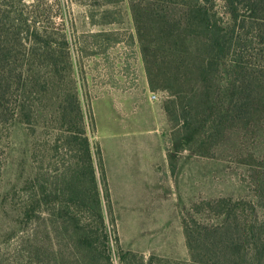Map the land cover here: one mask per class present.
Listing matches in <instances>:
<instances>
[{
	"label": "rangeland",
	"instance_id": "obj_1",
	"mask_svg": "<svg viewBox=\"0 0 264 264\" xmlns=\"http://www.w3.org/2000/svg\"><path fill=\"white\" fill-rule=\"evenodd\" d=\"M216 4L218 26L232 45L210 92L222 105L227 98L220 102L218 91H234L232 104L244 103L249 114L223 126L217 112L205 115L196 141L177 152L174 142L184 134L179 104L191 87L203 86L196 83L200 60L195 53L187 68L168 56L146 60L137 32L144 24L134 13L146 4L0 0V21L7 19L0 23V52L7 53L0 54V264H55L33 251L59 245L49 220L99 217L86 160L80 195L56 183L66 172L78 176L83 155L80 142H67V131L78 130L75 95L87 136L103 153L109 198L101 191L102 208L115 218L118 236L111 241L113 264H121L120 251L153 258L151 264H252L248 236H264V85L250 84L264 76V24L245 8L235 21L223 1ZM152 27L145 37L164 43L158 23ZM189 29L190 50L207 57L206 34ZM162 72L174 76L171 85ZM241 87L253 94L243 96ZM228 105L219 108L225 116ZM45 231L51 236L43 241ZM33 232L40 243L32 242Z\"/></svg>",
	"mask_w": 264,
	"mask_h": 264
},
{
	"label": "trees",
	"instance_id": "obj_2",
	"mask_svg": "<svg viewBox=\"0 0 264 264\" xmlns=\"http://www.w3.org/2000/svg\"><path fill=\"white\" fill-rule=\"evenodd\" d=\"M218 0H138V4L145 8L141 11L134 10L137 22H142L144 25H137V32L141 41L143 53L154 55L155 57L162 56L163 58L168 56L173 58L178 63L180 68H187L191 66L188 64V60H194V54H198V69L196 83H202V88H199V84L191 87L188 91L190 98H181L179 104L178 113L181 116L182 129L184 134L178 140L174 142L175 151L179 152L182 148L190 145L193 141H196V134L199 132V128L202 123L205 122L204 116L214 115L216 112L220 116L218 124L223 126L227 122L228 118L233 121H240L245 119L249 114L248 108L244 103L239 107L238 103L234 106L232 104L236 99V94L229 89H221L218 91V97L220 100L221 96H226L227 102L219 105L218 100L215 99V92H210L211 88L216 87L215 74L220 71L222 67L224 56L229 51V47L232 45L231 40L227 39L225 35L221 33V28L218 26V22L215 16V8ZM225 3V7L228 12L232 15L235 21H238L239 10L241 8L247 9L250 13V18L257 22L264 24V0H221ZM111 2V1H108ZM179 12L183 16L177 18L176 13ZM154 18V19H153ZM156 18V20H155ZM4 26L7 24V19L4 18L0 23ZM149 22V24H148ZM159 25V40L164 43L155 42L152 38L147 39L145 34L150 28ZM193 26H199L206 34L204 39V45L207 47V57H200L198 48L194 52L190 50L188 45L190 35L189 32L194 34V31H190L189 28ZM199 34L196 33V37ZM31 40V37L27 38ZM264 42V39H262ZM191 42V41H190ZM197 42H201L198 40ZM196 42V43H197ZM202 51V49L200 50ZM199 51V52H200ZM2 52V53H1ZM0 54L6 57V49L1 50ZM197 59V61H198ZM196 61V64H197ZM149 62V60H148ZM192 67V66H191ZM244 70V68H243ZM163 76L167 78V83L172 84L174 76L169 77L166 73L162 72ZM179 81V78H178ZM149 82L151 88H155L154 75L149 73ZM215 82V84H214ZM177 83V79H175ZM249 83L245 82L247 86ZM261 86L264 85V76L255 78L251 81L250 85ZM169 85V86H170ZM169 86H162L161 88L170 91L173 96H181L180 93H176ZM182 89L185 88V84L181 83ZM209 86H211L209 88ZM206 90V91H205ZM182 92V90L180 91ZM243 96L246 94H253V90L250 91L246 87H241ZM250 96V95H249ZM195 97L197 101L194 102ZM76 109L72 111V114L76 115V127L78 128L76 133L73 131H67V142L77 141L80 142L81 151L83 155L79 165L76 166L78 176L74 174L68 175L67 172L61 174L57 178L56 183L62 187L60 190H67L70 194L74 192L75 195H80V186L83 183V176L81 175V161L86 160V175L88 181L91 184V195H92V210L98 213L99 217H55V219L49 220V229L52 236L59 243V245H51L48 248L40 250V248H34L33 251L37 255L42 257L45 262H55V264H113L111 256V241L115 240L118 242L116 222L114 217H104L102 208V197L103 193L106 200L109 198L108 183L105 174V165L103 160V153L100 145L94 148L87 136L86 130L83 126L84 116L80 106V102L75 95ZM217 100V101H216ZM231 100V101H229ZM229 103L227 108V116L221 113L219 108L223 109L225 105ZM202 106H201V105ZM232 105L234 107H232ZM236 107V108H235ZM238 107V109H237ZM202 109L201 111L199 110ZM241 108V110H240ZM240 110V111H238ZM68 108H64L63 117L68 118ZM196 113H193V112ZM22 112V111H21ZM22 114H24L22 112ZM173 111H171V115ZM176 114V113H175ZM26 118V115H24ZM219 118V117H218ZM218 118L214 122H217ZM82 126V127H80ZM169 157H174L170 155ZM78 160V157H77ZM98 170L100 173V181L98 176ZM71 171V170H70ZM71 173V172H70ZM264 185V180L262 181ZM102 191V193H101ZM45 231V238L50 239L51 236ZM32 242L40 243V235L31 233ZM44 237V235H43ZM264 236L258 232L249 234L248 239L252 241L255 246L252 253L253 261L252 264H263L264 262ZM154 259L151 258L149 262H145L143 258H140L137 254L131 252L120 251V262L121 264H151Z\"/></svg>",
	"mask_w": 264,
	"mask_h": 264
},
{
	"label": "built area",
	"instance_id": "obj_3",
	"mask_svg": "<svg viewBox=\"0 0 264 264\" xmlns=\"http://www.w3.org/2000/svg\"><path fill=\"white\" fill-rule=\"evenodd\" d=\"M152 98H153V99H156V96H155V95H153V96H152Z\"/></svg>",
	"mask_w": 264,
	"mask_h": 264
},
{
	"label": "crops",
	"instance_id": "obj_4",
	"mask_svg": "<svg viewBox=\"0 0 264 264\" xmlns=\"http://www.w3.org/2000/svg\"><path fill=\"white\" fill-rule=\"evenodd\" d=\"M117 155H118V158L120 157V155L117 153Z\"/></svg>",
	"mask_w": 264,
	"mask_h": 264
}]
</instances>
